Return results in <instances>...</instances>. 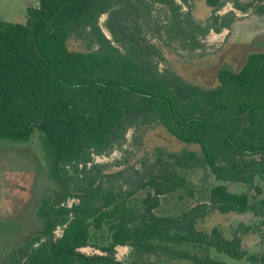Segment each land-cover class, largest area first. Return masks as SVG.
<instances>
[{"label":"trees","instance_id":"trees-1","mask_svg":"<svg viewBox=\"0 0 264 264\" xmlns=\"http://www.w3.org/2000/svg\"><path fill=\"white\" fill-rule=\"evenodd\" d=\"M192 2L39 0L24 23L0 19V140L38 141L51 183L36 209L39 229L11 249L0 247V264H232L214 250L264 264V253L243 248L239 232L250 226L231 237L220 225L198 226L214 212H252L264 224L256 184L264 177V52L249 54L239 70L222 69L215 87L160 67L161 40L197 49L201 37L238 18L234 9L219 13L227 4L264 14V0H205L212 14L203 23ZM71 39L84 48L71 49ZM154 125L199 152L160 150L140 168L116 172L95 162L122 148L130 130ZM200 167L221 182L208 201L159 215L162 197L187 185L180 169ZM224 182L245 183L248 191L232 192ZM88 246L100 252L81 250ZM118 246L129 247L128 259L117 257Z\"/></svg>","mask_w":264,"mask_h":264},{"label":"rangeland","instance_id":"rangeland-1","mask_svg":"<svg viewBox=\"0 0 264 264\" xmlns=\"http://www.w3.org/2000/svg\"><path fill=\"white\" fill-rule=\"evenodd\" d=\"M38 4L39 0H0V19L24 23L27 19V8ZM191 9L195 19L202 23L212 14V9L205 0H193ZM233 9L238 18L231 28H225L221 32L211 30L205 37H201L202 45L197 49L184 48L181 42L169 43L161 40L165 60L160 63V67L168 66L186 79L204 87H215L219 84L222 69L239 70L249 54L264 52V14H258L253 9L243 13L230 3L219 13L224 14ZM106 19L107 15L101 18L102 29L110 36L104 25ZM84 46L78 40L69 41L71 49L79 50ZM160 150L199 152L200 148L196 144L177 140L162 125H154L144 133L130 130L127 142L122 148H116L109 155L95 156V162L107 165L105 171L108 172H116L129 166L140 168L141 159L146 156L153 157ZM48 164L47 156L38 141L0 140V247L11 249L21 240H25L27 235L39 229L40 220L36 217V209L40 199L51 186L47 178ZM180 173L186 176L187 185L162 197L161 204L156 210L159 215L180 214L189 206L208 201L211 187L221 183L205 167L180 169ZM224 183L232 192L248 191L245 183ZM256 184L260 185L264 192V177L257 179ZM251 193L256 194L255 191ZM144 195L145 191L138 193L133 202L139 204L140 198ZM216 225L223 228L227 237L233 236L234 231L241 225L250 226L251 229L248 231L244 232L242 229L239 232L243 248L250 254L264 253V224H261L260 219L252 212L227 214L214 212L198 224L199 228L204 230H210ZM2 242L6 245H2ZM81 250L87 254L100 252L91 246ZM129 251L128 246H118L117 257L126 260ZM213 255L232 264H256L246 259L231 258L215 250ZM160 264L189 263L161 258Z\"/></svg>","mask_w":264,"mask_h":264}]
</instances>
